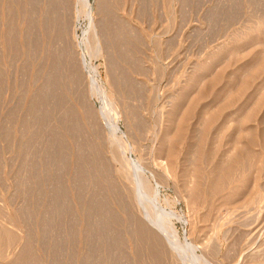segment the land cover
<instances>
[{
  "label": "rangeland",
  "instance_id": "374dc122",
  "mask_svg": "<svg viewBox=\"0 0 264 264\" xmlns=\"http://www.w3.org/2000/svg\"><path fill=\"white\" fill-rule=\"evenodd\" d=\"M27 246L264 264V0H0V264Z\"/></svg>",
  "mask_w": 264,
  "mask_h": 264
},
{
  "label": "bare ground",
  "instance_id": "6f19581e",
  "mask_svg": "<svg viewBox=\"0 0 264 264\" xmlns=\"http://www.w3.org/2000/svg\"><path fill=\"white\" fill-rule=\"evenodd\" d=\"M86 1H88V0H86ZM87 3H88V2H87ZM52 79H53V77H52ZM54 79H55V78H54ZM56 80H57V79H56ZM51 81H52V80H51ZM51 81H50V82H51ZM56 85H57V84H56ZM69 110H70V109H69ZM114 127H115V130H116V131H118V130L120 129V127H119L117 124H115ZM58 140H59V139H58ZM54 142H55V141H54ZM58 144H59V143H58ZM61 144H62V143H61ZM62 146H63V145H62ZM60 149H61V145H60ZM61 150H62V149H61ZM96 157H97V156H96ZM100 163H101V162H100ZM100 163H99V164H100ZM96 164H97V163H96ZM104 165H105V164H104ZM99 167H101V165H99ZM81 168H82V167H81ZM100 169H101V168H100ZM100 169H99V171H101ZM103 169H105V168H103ZM225 170L227 171V169H225ZM81 171L83 172V175H84V174H85L84 171H83V170H81ZM85 171H86V170H85ZM103 171H104V170H103ZM105 172H107V171H105ZM222 172H223V171H222ZM80 173H81V172H80ZM80 173H78V174H80ZM221 174H222V173H221ZM221 174H220V175H221ZM225 174H226V173H225ZM225 174H223V175H221V176L223 177V176H225ZM220 175H219V176H220ZM77 176H78V175H77ZM79 177H80V176H79ZM81 177H82V176H81ZM83 178H84V177H83ZM218 178H219V177H218ZM218 182H219V181H218ZM220 182H221V181H220ZM221 183H222V182H221ZM221 183H219V185H220ZM56 191H57V189H56ZM56 191H55V192H56ZM58 193H59V192H58ZM64 193H65V192H64ZM57 195H58V194H57ZM59 196H60V195H59ZM59 196H58V197L56 196L54 199H55V200H56V199L59 200ZM65 196H66V195H65ZM65 196H64V197H65ZM60 198H61V197H60ZM126 199H127V198H126ZM55 200H54V201H55ZM97 200H98V199H96L95 202H93V203H95L94 205H97V204H98L97 206L100 207L99 209L102 208V209L100 210V212H102V211L105 212V210H107L108 206H107V208H106V205H105L106 203H104V202H99V203H98ZM127 200H128V199H127ZM103 201H104V200H103ZM52 202H53V201H52ZM96 202H97V204H96ZM105 202H106V201H105ZM93 203H92V204H93ZM62 204H63V203H62ZM64 204H65V203H64ZM64 204H63V205H64ZM126 204H127V203H126ZM55 206H56V205H55ZM97 206H93V205H92L93 210H95L96 208H98ZM94 207H95V209H94ZM63 208H64V207H63ZM91 209H92V208H91ZM129 210H130V209H129ZM107 211H109V210H107ZM110 211H111V210H110ZM95 212H96V211H95ZM104 212H103V213H104ZM105 213H107V212H105ZM130 213H131V212H130ZM108 214H109V212H108ZM113 214H114V213H113ZM111 215H112V213H111ZM106 216H107V214H106ZM114 216H115V215H114ZM111 218H112V217H111ZM115 219H116V218H115ZM109 220H110V219H109ZM113 220H114V219H113ZM140 221H141V220H140ZM144 222H145V221H144ZM144 222L142 223L143 225H141V227L143 226V228L145 229L144 226H148V225H146ZM107 223H108V222H107ZM139 223H140V222H138V224H139ZM140 224H141V223H140ZM101 226H102V225H101ZM109 226H110V225H109ZM106 227H107V226H106ZM141 227H140V228H141ZM112 228H113V227H112ZM148 228H149V227H147V229H148ZM100 229H101V227H100ZM149 229H150V228H149ZM101 230H102V229H101ZM101 230H100V231H101ZM109 230H110V229H109ZM141 230H142V229H141ZM150 230H152V229H150ZM150 230H148V231L151 232ZM145 231H146V230H145ZM3 232H4V231H3ZM101 232H102V234H104L103 231H101ZM106 232H107V231H106ZM139 232H140V229H139ZM175 232H176V231H175ZM140 233H141V232H140ZM140 233H139V234H140ZM144 233H145V232H144ZM144 233H142V234H144ZM151 233H154V231H152ZM155 233H157V232L155 231ZM155 233H154V234H155ZM30 234H31V233H30ZM99 234L101 235V233H99ZM121 234H122V233H121ZM148 234H149V233H147V235H148ZM154 234H153V235H154ZM16 235H17V234H16ZM16 235L14 236L13 234L9 233V231L6 230V231L4 232V234H3L2 237L6 240V242L8 241L7 243H9V245H10V244L12 243V240H15V238H18V237H16ZM118 235H119V234H118ZM118 235H117V237L115 238V240L117 241V243H120V239L118 238ZM13 236H14V237H13ZM31 236H33V235H31ZM156 236L159 238L158 233H157ZM149 237H151L152 239L155 238V237H152L151 235H150ZM122 238H123V237H122ZM33 239H34V238H33ZM156 239H157V238H156ZM156 239H154V240H156ZM159 239H160V238H159ZM177 239H178V238H177ZM177 239H176V240H177ZM29 240H30V239H28V241H29ZM154 240H153V241H154ZM157 240H158V239H157ZM157 240L155 241V243L157 242ZM10 241H11V243H10ZM116 241H115V242H116ZM158 241H159V240H158ZM31 242H32V241H31ZM159 242H161V240H160ZM159 242H158V243H159ZM32 243H33V242H32ZM123 243H124V242H123ZM159 244H160V243H159ZM32 245H33V244H32ZM113 245H114V244H113ZM117 245H118V244H117ZM119 245H120V244H119ZM57 246L59 247V245H57ZM27 247H28V246H27ZM27 247H24V248H27ZM120 247H121V246H120ZM120 247H119V248H120ZM116 248H117V247H116ZM119 248H118V249H119ZM33 249H34V247H33ZM55 249H56V248H55ZM59 249H60V248H58V250H59ZM24 250H26V249H24ZM31 251H32V249L28 247V249L26 250V254H25L24 256H22V258L20 257V258H21L20 260L17 259L18 262H16L17 260L14 261V262H16V263H14V262H12V261H11V262H12L13 264H31V263L34 264L35 260H34V257H33V253H31ZM56 251H57V250H56ZM32 252H33V251H32ZM34 252H35V251H34ZM59 253H60V252H59ZM91 254H93V253H91ZM157 254H158V253H157ZM157 254H156V255H157ZM34 255H35V254H34ZM56 255H57V254H56ZM159 255H160V254H159ZM159 255H158V256H159ZM90 256H91V255H90ZM160 256H161V255H160ZM35 257H36V256H35ZM56 258H58V257H56ZM89 259H91V258H89ZM36 260H37V258H36ZM54 260H55V259H54ZM62 261H63V260H62ZM87 261H88V260H87ZM11 262H10V263H11ZM12 263H11V264H12ZM35 263H36V262H35ZM90 263H91V262H90ZM98 263H99V262H98ZM69 264H70V263H69ZM86 264H89V263H86ZM92 264H94V263H92Z\"/></svg>",
  "mask_w": 264,
  "mask_h": 264
}]
</instances>
